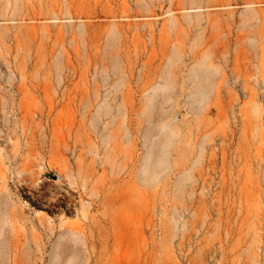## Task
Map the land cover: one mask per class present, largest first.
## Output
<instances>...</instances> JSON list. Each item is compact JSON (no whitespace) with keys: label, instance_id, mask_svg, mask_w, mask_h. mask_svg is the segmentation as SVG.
<instances>
[{"label":"rangeland","instance_id":"1","mask_svg":"<svg viewBox=\"0 0 264 264\" xmlns=\"http://www.w3.org/2000/svg\"><path fill=\"white\" fill-rule=\"evenodd\" d=\"M0 264H264V0H0Z\"/></svg>","mask_w":264,"mask_h":264},{"label":"bare ground","instance_id":"2","mask_svg":"<svg viewBox=\"0 0 264 264\" xmlns=\"http://www.w3.org/2000/svg\"><path fill=\"white\" fill-rule=\"evenodd\" d=\"M58 181H60V179H58ZM60 183V182H59ZM58 185V184H57ZM62 187V186H61ZM64 192V191H63ZM75 207V206H74ZM75 209V208H74Z\"/></svg>","mask_w":264,"mask_h":264}]
</instances>
